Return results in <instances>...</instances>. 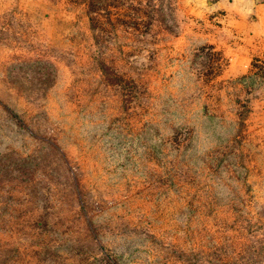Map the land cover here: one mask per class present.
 I'll return each mask as SVG.
<instances>
[{
	"label": "rangeland",
	"instance_id": "1",
	"mask_svg": "<svg viewBox=\"0 0 264 264\" xmlns=\"http://www.w3.org/2000/svg\"><path fill=\"white\" fill-rule=\"evenodd\" d=\"M260 64L264 0H0V264H264Z\"/></svg>",
	"mask_w": 264,
	"mask_h": 264
},
{
	"label": "trees",
	"instance_id": "2",
	"mask_svg": "<svg viewBox=\"0 0 264 264\" xmlns=\"http://www.w3.org/2000/svg\"><path fill=\"white\" fill-rule=\"evenodd\" d=\"M90 4H100L101 0H96V2H94V0H89ZM206 47H212L211 45H205ZM210 54V53H208ZM213 57L210 58V66H209V69L210 71H212L213 73H217L220 69H221V62H220V55L218 53V51H214L213 52ZM258 68L260 69L261 72L264 73V64H260L258 66ZM254 73H249V74H246V75H243L242 78H250L251 81H255V77H254ZM102 264H117V260L114 258V256H112L111 254L109 253H104V255L102 256Z\"/></svg>",
	"mask_w": 264,
	"mask_h": 264
},
{
	"label": "crops",
	"instance_id": "3",
	"mask_svg": "<svg viewBox=\"0 0 264 264\" xmlns=\"http://www.w3.org/2000/svg\"><path fill=\"white\" fill-rule=\"evenodd\" d=\"M217 1H219V0H217ZM260 5H262V3H259V5H256V7H258V8H259V7H260Z\"/></svg>",
	"mask_w": 264,
	"mask_h": 264
}]
</instances>
